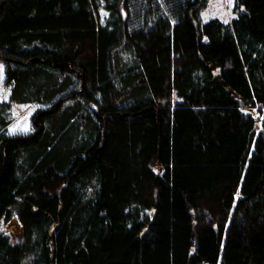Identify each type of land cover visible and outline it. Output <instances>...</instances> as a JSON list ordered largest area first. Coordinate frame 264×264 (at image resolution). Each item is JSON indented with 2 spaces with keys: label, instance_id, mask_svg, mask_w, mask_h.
Here are the masks:
<instances>
[{
  "label": "trees",
  "instance_id": "trees-1",
  "mask_svg": "<svg viewBox=\"0 0 264 264\" xmlns=\"http://www.w3.org/2000/svg\"><path fill=\"white\" fill-rule=\"evenodd\" d=\"M207 4L0 0V264H264V0Z\"/></svg>",
  "mask_w": 264,
  "mask_h": 264
},
{
  "label": "rangeland",
  "instance_id": "rangeland-1",
  "mask_svg": "<svg viewBox=\"0 0 264 264\" xmlns=\"http://www.w3.org/2000/svg\"><path fill=\"white\" fill-rule=\"evenodd\" d=\"M237 0H208L207 7L202 11L203 21L210 20L212 18H219L224 22L231 21L236 16ZM5 67L3 62H0V101H6L9 96L10 88L5 85ZM8 95V96H7ZM5 99V100H4ZM39 105L35 104H13L14 120L11 123L9 133L10 135H25L31 133L32 121L31 117ZM242 110L247 114L255 116L258 120H262L263 113L259 112L258 108L243 107ZM10 226L11 231L15 232L18 229L16 223H8L5 226Z\"/></svg>",
  "mask_w": 264,
  "mask_h": 264
},
{
  "label": "crops",
  "instance_id": "crops-1",
  "mask_svg": "<svg viewBox=\"0 0 264 264\" xmlns=\"http://www.w3.org/2000/svg\"><path fill=\"white\" fill-rule=\"evenodd\" d=\"M8 96V95H7ZM5 100V99H4ZM10 126H12V124L10 125ZM10 126H9V129H10Z\"/></svg>",
  "mask_w": 264,
  "mask_h": 264
}]
</instances>
